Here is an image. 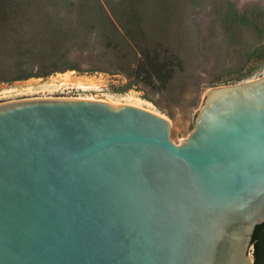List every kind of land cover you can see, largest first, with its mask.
Masks as SVG:
<instances>
[{
	"label": "water",
	"instance_id": "95a60500",
	"mask_svg": "<svg viewBox=\"0 0 264 264\" xmlns=\"http://www.w3.org/2000/svg\"><path fill=\"white\" fill-rule=\"evenodd\" d=\"M164 115L85 98L0 104V264H254L264 75Z\"/></svg>",
	"mask_w": 264,
	"mask_h": 264
},
{
	"label": "rangeland",
	"instance_id": "374dc122",
	"mask_svg": "<svg viewBox=\"0 0 264 264\" xmlns=\"http://www.w3.org/2000/svg\"><path fill=\"white\" fill-rule=\"evenodd\" d=\"M37 1L40 10L31 8V13L42 18L45 32L52 31L44 39L68 61L100 70L65 72L87 80L91 84L87 89L65 83V73L0 83V104L36 98H110L164 115L172 124V140L180 144L194 129L208 90L264 75V58H257L264 47V0ZM228 12L232 17L227 20ZM236 23L241 31L232 35L227 28ZM58 29L64 30L62 34ZM159 44L172 48L181 60L172 80L163 89L138 82L125 92L129 79L117 69L135 67L140 47Z\"/></svg>",
	"mask_w": 264,
	"mask_h": 264
},
{
	"label": "trees",
	"instance_id": "16d2710c",
	"mask_svg": "<svg viewBox=\"0 0 264 264\" xmlns=\"http://www.w3.org/2000/svg\"><path fill=\"white\" fill-rule=\"evenodd\" d=\"M34 2L36 6H32ZM38 3L37 0H0V83L46 78L69 70L98 72L99 66L86 68L68 61L65 53L57 51L50 40L44 39V35H50L52 31L45 32L44 26L41 27L42 18L32 15L31 8L40 10ZM226 16L227 20L232 17L229 12ZM234 16L237 20L240 17ZM240 27L241 25L236 23L227 30L232 31V35H238ZM58 31L62 34L64 30ZM64 35H67V32ZM140 48L141 57L135 67L117 69L129 79L124 91H128L138 82L158 89L165 88L176 69L181 66L178 55L172 48L162 44ZM257 58H264V47L259 51ZM243 79L244 77L238 78L236 82ZM252 246L254 264H264V223L256 227Z\"/></svg>",
	"mask_w": 264,
	"mask_h": 264
},
{
	"label": "bare ground",
	"instance_id": "6f19581e",
	"mask_svg": "<svg viewBox=\"0 0 264 264\" xmlns=\"http://www.w3.org/2000/svg\"><path fill=\"white\" fill-rule=\"evenodd\" d=\"M70 74H72V72ZM70 74L65 73V75H64V77L66 79L65 83L73 84V85H75V86H77L79 88H84V89H87V88L91 87V84H89L87 80H84V79L79 78V77H71ZM105 100H107L106 102H116V101H114L113 99H110V98L109 99L105 98Z\"/></svg>",
	"mask_w": 264,
	"mask_h": 264
}]
</instances>
